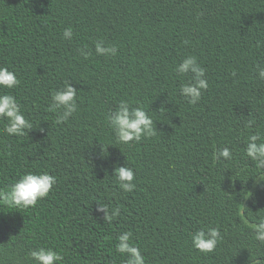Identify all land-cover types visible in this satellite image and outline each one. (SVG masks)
<instances>
[{
	"label": "trees",
	"instance_id": "16d2710c",
	"mask_svg": "<svg viewBox=\"0 0 264 264\" xmlns=\"http://www.w3.org/2000/svg\"><path fill=\"white\" fill-rule=\"evenodd\" d=\"M97 40L116 45V55H97ZM188 55L209 83L196 105L179 94L189 76L174 71ZM258 64L264 0H0V65L21 81L4 91L37 125L16 137L0 122V187L27 170L57 177L36 207L0 206V264H32L38 246L60 251L62 264H123L115 250L123 231L146 264H264V243L250 228L264 214V181L243 154L245 137L264 129ZM66 80L79 108L57 124L51 92ZM121 99L145 107L155 137L116 143L106 115ZM225 146L233 159L214 160ZM126 163L135 172L131 193L112 176ZM99 202L120 208L111 224ZM208 226L223 239L204 254L190 233Z\"/></svg>",
	"mask_w": 264,
	"mask_h": 264
},
{
	"label": "clouds",
	"instance_id": "9594fccd",
	"mask_svg": "<svg viewBox=\"0 0 264 264\" xmlns=\"http://www.w3.org/2000/svg\"><path fill=\"white\" fill-rule=\"evenodd\" d=\"M63 37L71 39L73 28L71 25L63 29ZM187 43V41H185ZM259 46V42H258ZM78 52L85 59L92 55L91 51L79 48ZM95 53L100 56H115L116 45L105 46L103 40L95 41ZM258 78L264 80V67L257 65ZM180 75H188L189 79L183 82L179 88V94L188 104L196 105L204 92L209 87L206 78V69L198 61L195 55L183 57L174 69ZM235 76L236 72L233 71ZM21 81L10 66L0 65V122L3 123L2 131L8 136L24 137L28 130L37 127L23 111L21 103L10 91L4 89H15ZM50 110L57 113L56 123L60 124L78 112L77 89L73 87L70 80H66L62 88L51 92ZM108 126L112 129L116 143L132 144L142 140L150 139L157 135L155 121L145 107L132 105L129 100L121 99L116 108L106 115ZM253 121H249L246 127H251ZM103 150V148H102ZM243 154L254 162L255 167L260 170L256 176L258 180L264 181V129H257L248 134L244 139ZM213 159H233L230 147H222L214 150ZM115 182L124 193H131L136 188L133 182L134 169L127 166L117 165L114 167ZM57 183V177L48 171L37 169L18 173L13 181L4 187H0V206L10 209H28L36 207L38 201L46 198ZM97 211L103 213V220L111 224L119 215L120 208H109L108 204L99 202ZM254 233V239L264 243V214L256 217V222L250 225ZM191 245L201 253H212L222 241L223 236L219 226L201 227L190 233ZM115 250L126 257L123 264H146V257L142 254L140 247L133 239L131 231H123L117 237ZM32 264H62L64 256L53 247L38 246L31 249L28 254Z\"/></svg>",
	"mask_w": 264,
	"mask_h": 264
}]
</instances>
